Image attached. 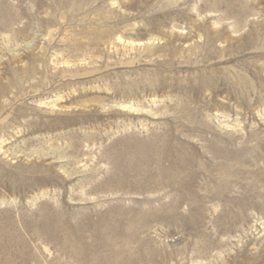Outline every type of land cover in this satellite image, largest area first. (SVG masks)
<instances>
[{"label": "rangeland", "instance_id": "1", "mask_svg": "<svg viewBox=\"0 0 264 264\" xmlns=\"http://www.w3.org/2000/svg\"><path fill=\"white\" fill-rule=\"evenodd\" d=\"M0 264H264V0H0Z\"/></svg>", "mask_w": 264, "mask_h": 264}]
</instances>
